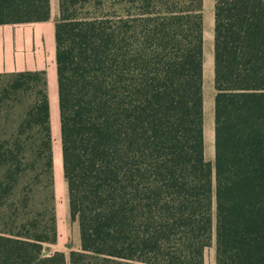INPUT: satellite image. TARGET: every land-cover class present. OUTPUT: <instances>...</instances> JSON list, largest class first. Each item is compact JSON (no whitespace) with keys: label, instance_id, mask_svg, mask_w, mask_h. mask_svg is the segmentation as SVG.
<instances>
[{"label":"trees","instance_id":"16d2710c","mask_svg":"<svg viewBox=\"0 0 264 264\" xmlns=\"http://www.w3.org/2000/svg\"><path fill=\"white\" fill-rule=\"evenodd\" d=\"M57 9L62 174L80 247L45 252L58 236L45 71L0 74V264H204L212 239L215 264H264V0L214 5L213 162L202 0ZM50 15V0H0V26Z\"/></svg>","mask_w":264,"mask_h":264},{"label":"rangeland","instance_id":"374dc122","mask_svg":"<svg viewBox=\"0 0 264 264\" xmlns=\"http://www.w3.org/2000/svg\"><path fill=\"white\" fill-rule=\"evenodd\" d=\"M51 8L54 14H57V0H50ZM208 16L203 13L204 22V65H203V108H204V147L206 160L213 162L214 158V84H213V38L208 36V32L212 34V28L209 30ZM9 28L17 29L28 26L9 25ZM212 27V26H211ZM9 74V73H7ZM7 78H0V90L4 86ZM17 103V102H9ZM12 118V117H11ZM13 119V118H12ZM51 130L53 140L54 154V207L57 220V240L53 244L45 246V252L50 253L55 250L63 251L65 254L72 249L80 247L79 230L77 221H72L69 214L67 186L62 174L61 162V144H60V128L57 105L50 111ZM8 126L5 120V113L0 115V134L3 129ZM3 135V134H2ZM204 264H215V241L212 239L211 244L204 250Z\"/></svg>","mask_w":264,"mask_h":264},{"label":"crops","instance_id":"0c3cea01","mask_svg":"<svg viewBox=\"0 0 264 264\" xmlns=\"http://www.w3.org/2000/svg\"><path fill=\"white\" fill-rule=\"evenodd\" d=\"M216 1L202 0L209 30L214 27ZM57 20L58 13L54 14L51 8L50 19L46 22L14 24L28 26L14 30L7 27L9 25L0 26V74L45 71L50 111L58 103L54 44V25ZM209 32L208 36L213 38V32Z\"/></svg>","mask_w":264,"mask_h":264}]
</instances>
